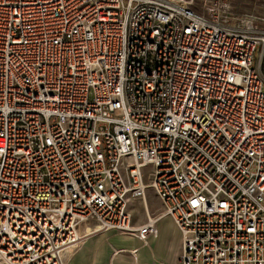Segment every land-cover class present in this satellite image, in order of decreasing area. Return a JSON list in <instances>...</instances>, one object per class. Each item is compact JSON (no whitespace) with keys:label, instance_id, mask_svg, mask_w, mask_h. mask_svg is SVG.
<instances>
[{"label":"built area","instance_id":"built-area-1","mask_svg":"<svg viewBox=\"0 0 264 264\" xmlns=\"http://www.w3.org/2000/svg\"><path fill=\"white\" fill-rule=\"evenodd\" d=\"M231 10L0 0V264H65L86 224L147 244L164 219L178 264H264V19Z\"/></svg>","mask_w":264,"mask_h":264},{"label":"crops","instance_id":"crops-1","mask_svg":"<svg viewBox=\"0 0 264 264\" xmlns=\"http://www.w3.org/2000/svg\"><path fill=\"white\" fill-rule=\"evenodd\" d=\"M152 194L151 191L147 194L146 207L140 200L130 203L135 228L145 224V208L151 212ZM92 228V224L79 227L78 233L85 239L66 251L65 264H178L181 236L170 219L158 223L157 236H149L147 244L135 236L113 231L87 237Z\"/></svg>","mask_w":264,"mask_h":264},{"label":"rangeland","instance_id":"rangeland-1","mask_svg":"<svg viewBox=\"0 0 264 264\" xmlns=\"http://www.w3.org/2000/svg\"><path fill=\"white\" fill-rule=\"evenodd\" d=\"M232 7V15L234 17H254L256 19H264V0H229ZM260 24L262 22H259ZM255 66L259 72L264 77V42L260 43L257 48V52L255 55ZM152 202H151V214H155L159 208L160 203L152 194ZM157 236V235H156Z\"/></svg>","mask_w":264,"mask_h":264},{"label":"bare ground","instance_id":"bare-ground-1","mask_svg":"<svg viewBox=\"0 0 264 264\" xmlns=\"http://www.w3.org/2000/svg\"><path fill=\"white\" fill-rule=\"evenodd\" d=\"M88 227V226H87ZM84 228V227H83ZM85 236V235H84Z\"/></svg>","mask_w":264,"mask_h":264}]
</instances>
